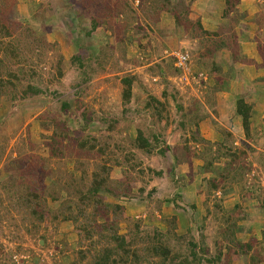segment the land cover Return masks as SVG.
I'll return each instance as SVG.
<instances>
[{
  "label": "rangeland",
  "instance_id": "rangeland-1",
  "mask_svg": "<svg viewBox=\"0 0 264 264\" xmlns=\"http://www.w3.org/2000/svg\"><path fill=\"white\" fill-rule=\"evenodd\" d=\"M145 1L0 0V264H156L142 257L141 232L172 224L164 235L187 260L194 234L206 258L221 247L220 264H264V0H240L226 15L225 0ZM185 5L188 19L216 34L192 32L187 18L176 26L163 8ZM124 76L133 78L127 101ZM28 86L37 93L24 94ZM237 96L251 106L248 134ZM56 125L67 135L52 154ZM138 129L146 148L134 145ZM82 141L96 145L92 159ZM230 160L246 169L221 182L213 171ZM46 164L53 176L83 178L79 195L102 165L131 180L117 195L100 193L106 208L82 217L72 186L45 192L54 181ZM11 176L19 182L8 191ZM235 215L244 219L233 238L251 243L246 254L220 245Z\"/></svg>",
  "mask_w": 264,
  "mask_h": 264
},
{
  "label": "trees",
  "instance_id": "trees-1",
  "mask_svg": "<svg viewBox=\"0 0 264 264\" xmlns=\"http://www.w3.org/2000/svg\"><path fill=\"white\" fill-rule=\"evenodd\" d=\"M164 2H169V0H162ZM240 0H225L224 4V15L228 14L229 12H231L233 10V8H235V6L239 3ZM150 3H153L150 0H146L145 1V6H148ZM167 4V3H166ZM121 4L118 3V9L117 12L121 11L122 9H120ZM186 8H181L180 10H176V8L172 9L169 7H163L164 11L169 12V15L171 13L172 17H174V22L176 26H182V24H185V18H187V25L188 23H190L192 29H190L192 32L199 30L201 33H205L211 36H214V34H216L215 32L209 33L206 30L203 29L202 25L200 24V21L198 19H188V17L186 16L189 13V10L187 9V5H185ZM151 7L153 8L154 5H151ZM174 7V6H173ZM151 8V9H152ZM120 14V13H119ZM192 12L190 11V14H188V16H192ZM97 25H99L98 22H93L92 23V30H95L97 28ZM190 27V28H191ZM90 32L88 31V34ZM222 43V45H224L223 41H220ZM219 42V43H220ZM217 69V68H216ZM8 75L10 77H15V75L13 74H9ZM133 78H130L129 76H124L121 78V82L123 83V85L125 86L123 89V97H124V101H127L129 99V97L131 96V91H130V85L132 82ZM33 93H37V90H34L33 87L28 86L25 88V92L24 94H33ZM149 106V103L147 104ZM67 107V106H66ZM235 111L236 114L241 116V120H242V124H243V128L245 130V132L248 134V126H249V122L251 119V106L246 103V100L244 98V96H237L236 98V107H235ZM56 129H54L55 131H53L52 133V137H51V142L47 144V146H49L50 152L52 154H59V152H56L58 150V146H60L59 144H61V140L66 138L67 132L65 131L64 128H61L59 125H56ZM92 140L93 137H91ZM135 142V146L138 148H146L147 145L149 144L147 139L143 136V133L141 132L140 129H138L137 131V135L135 137V139H133ZM54 146H56V148H54ZM81 150H82V156L86 157H91L94 155L93 151L94 148L96 147L95 144L90 143L88 144L85 141H82L79 144ZM96 154L100 155L104 154L103 152V148H99L96 150ZM220 154H225V153H220ZM234 153L231 155L233 156ZM236 157V156H235ZM108 158V157H107ZM81 158L78 157L77 160H80ZM109 160V158H108ZM121 161L115 160V165L116 166H120L121 165ZM82 164V163H81ZM99 167V166H98ZM97 168V167H96ZM101 170L99 169L98 171H94L92 172V180L88 183V187L85 189V192L82 193V195H79L82 187L79 184H82L83 182V178H74L72 177V174L74 172V170L68 171V177L69 174L71 175L68 179H63L62 173H59V171H56L55 176L52 175L54 168H51L48 164H46L45 167V176H47L50 179H53V182H50L49 185H47L48 187H45L44 189L46 193H51V191H56V190H63L65 195H67V192L69 190V188L72 186L74 192L73 195H77L78 198L76 199L77 201V209L79 211V213L81 214L82 217L86 216L87 214L85 213L86 211H88L87 209H89V211H92L93 214L97 213L99 211V208H106V204L103 202V198L99 197L100 193H107L110 196L113 194H118L121 191H124L127 189V183L130 180H126L124 179H119V180H115L116 178H112L110 177V168L111 167H105L104 165L101 166ZM240 169H242V171H244L243 169H246L244 167H238L235 165V163H233L232 160L229 161V163L227 165H225L224 167H222L220 170H215L213 171L215 174L218 175V177L220 178L219 180L222 182L224 179L229 178V174H233V176L231 177L232 179L236 178V176H241L240 173ZM240 170V171H239ZM66 172V171H65ZM86 171H83L81 174H84V176H87ZM22 176V175H20ZM211 180V179H210ZM216 181L214 179H212V181L209 182V185L211 187L212 191H215L219 188V184L220 181ZM235 180V179H234ZM9 181L12 182L13 184L11 185H7L8 191L11 190H15V186L14 183H18L19 180L13 176L9 177ZM65 184V185H64ZM206 186V187H208ZM42 191V190H41ZM49 191V192H48ZM69 192H71V190H69ZM37 196V194H36ZM50 200L54 201L56 200V196H51ZM68 202H72L70 199H67ZM41 206L43 205V201L42 203L40 202ZM62 205L66 206L68 205L67 203H64V201H61L60 205L62 207ZM64 208V207H63ZM67 213L69 216L74 217V214L72 211L67 210ZM38 215H41V213H38ZM94 216V215H93ZM236 217L230 216L227 219H229L230 221V225L228 227V230L225 234L221 235L222 241L224 242V244H220L223 245V247H226L227 251L230 250V255L235 253L233 248H239L241 250L242 254H246V252L251 248V243L249 241L242 243L240 241H235L233 238V227H235V224L237 222L238 219L242 220L243 215H235ZM235 218V220H234ZM233 219V221H232ZM174 229H176V225L174 226L173 224L170 225V228L166 230V232H162V231H155V233H153L152 235L147 234V233H142L141 232V244L144 245L143 249H142V253H144V255L142 257H158V263L156 264H197L198 261H200V259H204L205 261L208 262V264H220V262L223 260V256L225 253L221 252V247H217V251L216 254L212 257V258H206L205 254L206 251H204V253H199L202 250V242L201 239L200 240H195L194 234L191 235L187 246L185 247L186 251L188 252V254L191 256V260H187L186 255H184V253L179 252V251H173L172 247L170 246V242H169V238H167L168 235L167 233L169 232H174ZM143 234H145L144 236H142ZM165 234V235H164ZM174 238H178L181 239L180 243L184 242L185 237H183L181 235V237L178 234H173ZM122 244H127L126 242H123L122 240H120ZM200 243V244H199ZM219 243H217L218 245ZM173 245V244H172ZM198 250V251H197ZM197 252V253H196ZM227 256V255H226ZM141 257V258H142ZM228 257V256H227ZM104 258L109 260V254L105 255ZM252 263L254 262L253 258H251ZM228 261V260H227ZM99 262H101V260L99 259L98 261H96L94 264H99ZM124 262V261H123ZM113 263V262H112Z\"/></svg>",
  "mask_w": 264,
  "mask_h": 264
},
{
  "label": "built area",
  "instance_id": "built-area-1",
  "mask_svg": "<svg viewBox=\"0 0 264 264\" xmlns=\"http://www.w3.org/2000/svg\"><path fill=\"white\" fill-rule=\"evenodd\" d=\"M175 62L176 64L180 65V66H184L187 63V55H184L183 53L180 54H175Z\"/></svg>",
  "mask_w": 264,
  "mask_h": 264
},
{
  "label": "clouds",
  "instance_id": "clouds-1",
  "mask_svg": "<svg viewBox=\"0 0 264 264\" xmlns=\"http://www.w3.org/2000/svg\"><path fill=\"white\" fill-rule=\"evenodd\" d=\"M173 57V56H172Z\"/></svg>",
  "mask_w": 264,
  "mask_h": 264
}]
</instances>
